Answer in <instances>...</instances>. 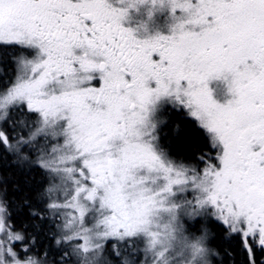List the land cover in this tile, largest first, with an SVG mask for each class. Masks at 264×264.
Instances as JSON below:
<instances>
[{
	"label": "snow or ice",
	"instance_id": "1",
	"mask_svg": "<svg viewBox=\"0 0 264 264\" xmlns=\"http://www.w3.org/2000/svg\"><path fill=\"white\" fill-rule=\"evenodd\" d=\"M0 46V153L60 220L51 260L18 253L0 198V264H264V0H0ZM169 107L215 150L202 174L161 142Z\"/></svg>",
	"mask_w": 264,
	"mask_h": 264
},
{
	"label": "trees",
	"instance_id": "2",
	"mask_svg": "<svg viewBox=\"0 0 264 264\" xmlns=\"http://www.w3.org/2000/svg\"><path fill=\"white\" fill-rule=\"evenodd\" d=\"M12 52V49L0 46V81L4 84L12 73L13 65L10 59ZM165 117L161 142L171 157L181 159L178 162L181 161L188 166L193 165L195 160L201 163L200 159L204 154L207 156L214 154L215 150L211 149L205 131L193 118H187L184 111L170 108ZM0 156H2L0 158V198L5 199L9 205L7 223L11 226V230L26 237V241L15 242L12 247L21 254L28 249V255L40 254L37 258L51 260L52 256L46 257L43 253L51 252L54 255L58 250L53 233L58 231L55 225H58L59 220L57 219L54 223L41 222L31 215L32 211H41L44 207L43 193L45 185L48 184V177L38 167L18 162L2 153ZM37 225L39 228L36 227ZM212 232L214 235L211 237V246L219 249L220 260H225L223 250L227 248L232 251V248L236 246L235 242L230 247L219 234L218 229L212 227ZM55 258L59 259V257Z\"/></svg>",
	"mask_w": 264,
	"mask_h": 264
},
{
	"label": "rangeland",
	"instance_id": "3",
	"mask_svg": "<svg viewBox=\"0 0 264 264\" xmlns=\"http://www.w3.org/2000/svg\"><path fill=\"white\" fill-rule=\"evenodd\" d=\"M163 20H164V18L163 17H160L158 20H157V23H159V24H162L163 23ZM12 73L9 75V77L7 78V82L5 83V84H8L9 86H10V83L12 82V81H14V79H15V75L17 74V69H16V66H15V64H14V62L12 61ZM171 107H169V109H170ZM16 116H17V118L19 119V118H22L21 117V114L20 113H16ZM166 116V115H165ZM165 116H163L162 117V119L164 120V122L166 121L165 120ZM23 118H26L25 116L23 117ZM162 126H163V124L160 126L161 128H162ZM41 143H43V141H41ZM167 151V150H166ZM170 155V154H169ZM173 156V155H172ZM171 157V156H170ZM172 158V157H171ZM173 160H174V158H172ZM176 161V160H175ZM179 161V160H178ZM177 161V162H178ZM187 166V165H186ZM188 167H190V168H196L198 171H200L201 172V174L203 173V170H204V168L206 167V166H204V165H202L199 161H198V163H197V160H195V162L193 163V165L192 164H189L188 165ZM46 187H45V189L47 188V186H48V184L47 185H45ZM188 198L189 199H192V196L191 195H189L188 196ZM59 220V219H58ZM59 223H60V220H59ZM58 223V224H59ZM192 223H194V221H191V220H188L187 222H186V227L188 226V224H192ZM199 227V226H198ZM5 239V236H4V234L3 233H0V240H4ZM211 239V238H210ZM15 242H18V241H12V244L13 243H15ZM139 256H140V258L141 259H143V256H144V253H143V245H141L140 246V253H139ZM220 257L221 256H218V261H221L220 260ZM133 259H135L136 257H132ZM216 259V258H215Z\"/></svg>",
	"mask_w": 264,
	"mask_h": 264
},
{
	"label": "flooded vegetation",
	"instance_id": "4",
	"mask_svg": "<svg viewBox=\"0 0 264 264\" xmlns=\"http://www.w3.org/2000/svg\"><path fill=\"white\" fill-rule=\"evenodd\" d=\"M181 110H182V109H181ZM182 111H184V113H186V117H187V118H190V119L192 118L191 116L187 115V111H186V110H182ZM25 117H27V116H25ZM193 120H194V118H193ZM197 123H198V122H197ZM214 154H215V152H214ZM214 154H213V155H214ZM172 158H174V160H176V161L181 160V159L176 158L175 156H173ZM200 161H201V164H202V165H203V164H207V163H216L215 160L209 161L208 156H207L206 154H204V156L201 157ZM180 163H182V162L180 161ZM220 256H221V255H220Z\"/></svg>",
	"mask_w": 264,
	"mask_h": 264
}]
</instances>
